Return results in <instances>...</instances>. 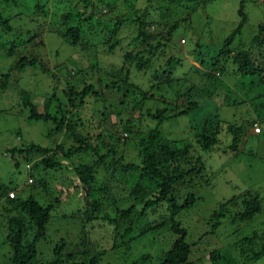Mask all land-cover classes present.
I'll return each instance as SVG.
<instances>
[{
	"label": "rangeland",
	"instance_id": "obj_1",
	"mask_svg": "<svg viewBox=\"0 0 264 264\" xmlns=\"http://www.w3.org/2000/svg\"><path fill=\"white\" fill-rule=\"evenodd\" d=\"M141 3L128 0V3H120L114 11L116 14L121 13L131 19L120 27L117 34V38L121 40L119 46L111 53H107L106 57L101 60L112 64L113 72L120 64L125 50L135 52L141 48L137 45L138 39L133 38L137 33V20L133 22L132 19L142 17L141 7L144 2ZM36 4L42 5L44 12L37 10ZM151 4L149 12L155 16L154 20H156L159 17H156V12L152 9H155L157 4L155 1ZM239 4L240 0H209L195 12L188 13L189 8H178L176 15L166 17L167 20L172 18L171 21L185 18L184 21H180L177 30L172 33L169 44L159 60L161 65L168 57L179 60L174 66V73L175 78H180V82L175 87L181 89L176 91V88L173 87L172 90L168 86L157 90L152 89L155 96L148 99H143L138 91L136 92L138 94L128 99L124 106L119 105L118 107L112 104L109 110H105L101 126L97 130L92 128L88 130L91 133L100 132L102 134L101 141L97 143L98 154H104L110 146L114 147L116 154L108 157L105 163L94 171L97 185L109 188L115 198H125L129 195L131 185L141 179L137 171L122 173L119 161L140 164L141 155L138 147L140 136L135 135L129 138V135L126 136L125 133L119 134V119L123 121L126 118H132V115L138 114V108L141 107L142 116L139 120H135L134 130L141 129L144 133L142 127L146 123L144 116L146 109L153 111L156 107L162 106L172 108V113H177L184 110L189 101L197 100L199 105L195 110L186 115L164 120L160 130L165 137L178 142L182 141L177 146L191 148L186 160L184 159L186 166L181 164L177 167L178 169H189L191 163L199 167L200 163L196 159L198 156L201 157L203 163V168L199 167L200 169L192 176L185 175L179 179L174 189L179 203H183L187 195L193 194V202L188 207L182 208L175 218L181 226L187 229L186 241L194 243L189 260L198 261L200 264H211L208 253L217 249L223 250L222 253L226 259L230 257L235 260L234 264H264V257L251 258L253 251L258 250L264 244V131L262 132L261 129L262 134L257 135L251 133L254 124L264 128V73L261 78L263 80L261 87L260 84H256L259 80L256 76L249 77L240 74L232 76L229 72L235 68V65L230 62V59L223 60L222 57L218 61L219 65L213 69L216 76L220 77L214 95L205 96L197 89L188 95L180 94L185 90L184 77L187 76L190 80L196 81L209 71L221 47V42L241 20L237 9ZM70 7L78 10L79 15L65 22L61 19V15ZM106 9L102 0H88L87 2L84 0H0V15L7 18L11 26L7 30L0 24V264H10L12 256L11 248L4 239L6 217L3 207L6 200L1 193L4 187L18 186L23 194L31 190L43 202L45 199L54 197L55 186L64 184L70 176L75 174L74 167L84 162L92 163L97 159L98 154L90 153L88 156L74 154L67 157L58 168L47 169L42 173L36 168L30 172L25 168V161L18 159L15 153L11 157L6 152L12 147H20L28 143L47 146L51 149L56 144H63L67 147L72 143L71 139L64 138L63 131L60 134L48 136V124L41 120L27 118L28 109L23 106V103L27 97H30L33 103L41 104L53 89L54 92H58L60 100L66 102V96L62 91L67 92L70 86L77 90L82 89V73L77 71L85 69L84 67L91 62V59L85 60V57L81 56L82 49L99 46L109 38V28L114 21L111 19L112 13H106ZM243 10L246 21L241 32L224 50H230V54L248 50L253 60L256 63L259 62L258 64L263 69L264 28L261 31L260 28L264 25V0H243ZM149 16L146 15L145 18L150 22V18L153 17ZM71 25H79L80 37L77 45L71 44L70 37L61 36ZM165 29L155 27L153 30L155 32L163 30V35ZM257 35L258 39L255 40ZM261 40H263L262 43ZM11 44L15 45V50L10 54L8 48ZM23 55L40 59L53 77L51 78L37 65L18 70L15 66L19 57ZM57 62H60V66ZM156 67L157 62L155 61L152 68ZM72 73L74 76H70ZM141 76L138 74L137 77H132L141 84L142 89H147L149 84L144 82L143 77L140 80ZM94 78L95 76H91L88 81ZM189 82L187 83L190 84ZM104 84L105 82H102L101 86ZM102 94L110 97L108 92H102ZM225 94L231 99L235 98L237 104L232 105L231 100L226 101ZM256 94L262 95L254 98ZM161 95L167 96L164 103L159 100ZM112 98L117 103L121 100L120 95H113ZM85 99L90 104L79 106L77 110L81 116H85L84 121L90 119L93 124H96L99 121V115L92 113L97 108V105H92L94 98ZM55 106V101L51 102V111H53L52 108H56ZM256 113L260 115V124L255 121ZM251 119L255 122L247 125ZM230 124L246 125L242 136H239L235 150L228 148L233 138L228 132ZM204 126L209 136L212 137L215 132L217 144L211 150L201 152L199 155V151L194 148L193 141L195 136L202 132ZM115 129L119 131V143H116L114 138ZM119 155L123 156L119 157ZM48 156H52V153ZM61 158V156H56V159ZM12 159L18 160V164L15 165ZM30 174L35 180L42 177L43 181H46L45 188L37 186L32 189L31 183H27ZM253 201H255V206L258 205V211L246 219L234 217L245 210V204H247L245 202ZM77 202L73 194L68 200L60 203L57 212L61 209V212L71 213L82 206ZM154 211L155 213H150L146 215L147 217H137L138 212L136 211L135 215L128 220H119V222L121 221L123 226L131 222L133 225L131 236H136L147 228L150 218H156L168 212L165 203H159ZM220 211L225 212L224 218L219 219L214 216ZM59 217L60 213H55L50 223L51 237H65L68 243L88 240V235H82L80 232L76 219L62 220ZM98 232L107 234V239L105 237L103 244L110 248L112 226L105 223L94 227L90 234L93 243L98 242L96 240ZM150 233H144L146 235L133 239L132 243H129L131 245H129L130 254L128 256L134 258L142 253H156L160 248L165 250L175 239L174 233L168 229H162L160 232L162 239L165 237L162 245L155 239H151L152 244L149 240ZM249 237L251 238L244 239ZM117 253H123V251H117ZM74 260L78 261L80 257ZM48 261H50L49 258L44 261V264ZM113 261L117 263V257L109 249L102 256L99 264H113Z\"/></svg>",
	"mask_w": 264,
	"mask_h": 264
},
{
	"label": "trees",
	"instance_id": "obj_2",
	"mask_svg": "<svg viewBox=\"0 0 264 264\" xmlns=\"http://www.w3.org/2000/svg\"><path fill=\"white\" fill-rule=\"evenodd\" d=\"M84 1L87 2L88 0ZM102 1L107 8L106 13H112L111 19L114 22L109 28L110 35L106 42L99 46L87 47L88 50L87 48H85V50L82 49L81 56H84L85 60L87 58L88 60L91 59L90 64L87 65L88 68L84 67L85 69H78L77 71L82 73V89L77 90L75 87L70 86L67 92L62 91L66 96V102L61 101V98L58 97V92H54L55 90L53 89L46 95L41 104L33 103L30 97H27L23 103V106L28 109L27 118L41 120L48 124V136L60 134V132L63 131L65 134L64 138L72 140V143L67 147H64L63 144H56L53 149L34 143L8 149L6 153H8L9 156L15 153L18 159L21 158L25 161V168L30 172L35 168L39 169L42 173L47 169L58 168L65 162L67 157L74 154H84L87 156L90 155V153L98 154L97 143L101 141L102 134L100 132L91 133L88 130L91 128L97 130L101 126L104 120V112L106 109L109 110L112 104L118 107L119 105L124 106L128 99L131 97L134 98L136 94H138L136 93L138 91H140L143 99H148L155 96L152 89L157 90L158 88L160 89L164 86H168L172 90L173 87L177 89L176 91L180 90V87H175V85L180 82V78H175L174 73V66L179 60L168 57L162 65L159 63V60L160 56L164 53L165 47L169 44L172 33L177 30L180 21H184L185 18L171 21L172 18L167 20L166 17L169 18V16L172 17L176 15V9L178 8L182 9L185 7V9L189 8L188 13L195 12L209 0H135L136 2L139 1V4H142V1L144 2L141 7L142 17L138 16L132 18L133 22L137 20V33L133 38L138 39L137 45H140L141 48L135 52L125 50L121 62L116 66L114 72L112 71V64H108L101 60L106 57L107 53H111L112 50L120 44L121 40L117 38V34L121 25L128 23L131 18H128V16L125 17L121 13H118V15L114 13V11L120 3H128V0ZM153 1L157 4L156 8L152 9L156 12V17H159L156 18V20H154L155 16L151 15V12H149ZM35 7H37V10L44 12L42 5L36 4ZM237 9L241 20L221 42V47L213 63L210 65L209 71L205 76L196 79V81L190 80L187 76L184 77L183 82L185 84V90L180 93L181 95H188V93L194 92V89L199 90V92L203 93L205 96L214 95L217 83L218 81L220 82V77L216 76L213 69H216V66L219 65L218 61L222 57L223 60L230 59V62L235 65V68L229 72L232 76L235 74L249 77L256 76L259 78L256 84H260L262 87L263 80L261 78L263 77L264 68L262 69L258 64L259 62L256 63L253 60L248 50H240L232 54H230V50H224V48H228L233 42V39L240 34L242 26L246 21L243 13V0H240ZM78 15V10H74V7H70L61 15V19H64L66 22ZM146 15H151L149 17H153L150 18V22L145 18ZM0 24L7 30L11 28L9 20L1 15ZM155 27L159 29L166 28L164 34L162 35L163 30L155 32L153 30ZM263 28L264 25H261L260 31ZM150 29L152 31H150ZM79 31V25H71L60 35L63 38L70 37L71 44L77 45L80 37ZM254 39H258V35L255 36ZM262 42L263 40H261V43ZM100 47L101 49H99ZM8 49H10L9 53L11 54L15 50V45L11 44ZM79 51L78 49V52ZM155 61L157 62V67L152 68ZM36 65L42 71L49 74L51 78L53 77L45 64L35 56L23 55L19 57L15 67L21 70L24 67ZM57 65L60 66V62H57ZM221 67L224 68L225 66L221 65ZM138 74L142 75L140 80H142L141 78L143 77L144 82L149 84L147 89H142L140 86L141 84L133 80V77H137ZM70 76H74V73L70 74ZM91 76H95V78L92 80L90 79L89 82L88 79ZM189 81H191V83ZM102 82H105L103 86H101ZM102 92H108L110 97L104 96ZM113 95H120L121 100L118 103L115 102V99L113 101ZM261 95L262 94H256L254 98H258ZM88 97H93L94 101L92 105H97V108L92 112L94 115H99V121L96 124H93V121L90 119L84 121L85 116H81L80 112L77 110L79 106H88L90 104V102L85 99ZM159 98V100L164 103L167 96L161 95ZM224 98L226 101L231 100L230 103L232 105L237 104V100L235 98L231 99L229 95L225 94ZM53 101L56 103V108H52L53 111H51L50 104ZM238 103L240 102L238 101ZM198 105L199 103L197 100L189 101L187 107L177 113H172V108H164L162 106L156 107L153 111L151 109H146L144 113L146 123L142 127L144 133L141 132V129L134 130L135 120H139L142 116V112L140 111L141 107L138 108V114L132 115V118H126L123 121L119 119L120 128H118V130L120 132L115 129L114 134L116 143L120 142L118 132L119 134L125 133L126 136L129 135V138H133L135 135L140 136L138 141V147L140 148L139 154L141 155L140 164L129 162L122 163L119 161L122 173L128 171L134 173L137 171L138 177L141 179L135 181L131 185L129 195H126L125 198H115L114 194L110 193L109 188L103 185H97L95 181L94 171H96L101 164H104L108 157L116 155L113 146H110L104 154H98L97 159L93 160L92 163L84 162L74 167L75 174L70 176L68 181L64 184L54 187L56 193L52 199L44 198L45 200L42 202L31 190L27 194H23L21 193L22 191L20 192L18 186L4 187L1 192L3 198L6 200V204L3 207L6 217V233L4 239L11 248L12 256L10 257V264H44V261L48 258L50 261H48L47 264H99L102 256L105 255L109 249L116 254L118 264H200L198 261L189 260V254L192 252V245L194 243L186 241L187 229L181 226L179 221L175 218L182 208L188 207L190 203L193 202V194L187 195L183 203H179L177 196L174 194V189L179 179L183 178L185 175L192 176V174L196 173L200 168H203V163L201 162V157L198 156L196 159L200 163V168L191 163L189 169H178L177 167L181 164L186 166L187 163H185V160L191 148L187 149V147L181 148L177 146L178 143L182 141L178 142L171 140L165 137L160 130V126L164 120L186 115L190 111L195 110ZM256 108H258V106H256ZM134 109H137V107H134ZM255 116V121L259 123V121H261L260 115L256 113ZM255 121L251 119L247 125ZM245 126L246 125L242 124L228 125V132L233 137L231 143L228 145L230 150L236 149L239 136H242ZM259 128V132L254 134H262L264 128L260 126ZM140 133H143V135H140ZM214 133L212 137L209 136L204 126L202 132L195 136L193 144L195 150L197 149L199 151V155L201 152L209 151L215 147L217 139ZM49 153H52V156H48ZM56 156H61L62 158L56 159ZM120 156L122 157L123 155H119V157ZM17 161L18 160H14L15 165L18 164ZM29 182L31 183L32 189L37 186L45 188L46 185V181H43L42 177L39 180H35L32 174L29 175L27 180V183ZM11 191L14 192V195L9 197L8 194ZM73 194L78 200L77 203L82 206L71 213L61 212V209L60 212H57L59 211L58 206L60 203L68 200ZM159 203H165L168 212L163 215L160 214L161 216L158 215L156 218H150L146 226L147 228L136 236H131L133 228L131 222L127 226H123L121 225L122 222H119V220H128L135 215L136 211L138 212L137 217H147L146 215L155 213L154 210ZM245 203H247L245 204V210L242 213L234 215L235 218L246 219L252 216L255 211L259 210L258 205H254L255 201ZM55 213H60L59 218L62 220L66 218L76 219L77 225L80 226V232L82 235H88V240L68 243L65 237H51L50 223ZM224 215L225 212L223 211L214 214V216L219 219L224 218ZM105 223L112 226V245L110 248L103 244L105 237L107 239V234L105 232H103L104 234L102 232L96 234V240H98V242L93 243L90 239L93 228ZM119 229L122 232L119 233ZM162 229H168L175 235V239L171 242L169 248L165 250L160 248L156 253H142L134 258L128 256L130 254L129 245H131L129 243H132L133 239L146 235L148 232H151L149 240L152 244L153 242L151 239H155L162 245V242L165 240V237L162 239L160 233ZM54 234H56V231H54ZM250 238L251 237L244 239ZM241 243L243 242L241 241ZM117 251H123V253L118 254ZM222 251V249H217L208 253L209 262L211 264H234L236 262L230 257L226 259ZM153 254L155 255L153 256ZM76 257H80V260H74ZM260 257H264V244L260 246L258 250L253 251L251 258L258 259ZM112 263L117 264L114 261Z\"/></svg>",
	"mask_w": 264,
	"mask_h": 264
},
{
	"label": "built area",
	"instance_id": "obj_3",
	"mask_svg": "<svg viewBox=\"0 0 264 264\" xmlns=\"http://www.w3.org/2000/svg\"><path fill=\"white\" fill-rule=\"evenodd\" d=\"M259 129H260L259 126H255V125H254V127H253L252 130H253L254 133H258V132H259ZM8 195H9V197H12V196L14 195V192L11 191V192H9Z\"/></svg>",
	"mask_w": 264,
	"mask_h": 264
},
{
	"label": "clouds",
	"instance_id": "obj_4",
	"mask_svg": "<svg viewBox=\"0 0 264 264\" xmlns=\"http://www.w3.org/2000/svg\"><path fill=\"white\" fill-rule=\"evenodd\" d=\"M255 125V124H254ZM254 127V126H253ZM253 127H252V129H253ZM251 129V132H253V130ZM254 133V132H253Z\"/></svg>",
	"mask_w": 264,
	"mask_h": 264
}]
</instances>
